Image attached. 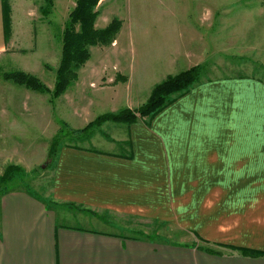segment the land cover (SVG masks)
<instances>
[{"label":"crops","instance_id":"0c3cea01","mask_svg":"<svg viewBox=\"0 0 264 264\" xmlns=\"http://www.w3.org/2000/svg\"><path fill=\"white\" fill-rule=\"evenodd\" d=\"M107 1L100 0L99 14ZM41 5L0 0V61L27 39L34 42V22L45 24ZM118 5L113 2L112 20L123 15ZM215 12L203 13L205 30L184 33L180 45L140 44L137 62L120 20L116 40L93 48L72 87L82 84L77 93L88 94L93 107L88 89L93 93L94 75L105 63L113 72L103 92L112 104L124 98L123 109H132L162 80L141 81L150 67L187 70L220 66L222 55L245 57L248 48L232 41L217 47L228 16ZM107 21H96V27ZM104 52V62L92 61ZM109 57L115 61L108 65ZM26 95L27 113L16 114V95L0 88V176L8 165L29 170L27 159L13 156L31 148L24 143L30 140L26 125L44 123L46 102L40 93ZM25 115L29 118L19 120ZM115 124L123 126L111 143L125 145L126 152H111L105 142L97 149L64 145L48 189L0 191V264H264V79L253 74L206 79L148 122Z\"/></svg>","mask_w":264,"mask_h":264},{"label":"rangeland","instance_id":"374dc122","mask_svg":"<svg viewBox=\"0 0 264 264\" xmlns=\"http://www.w3.org/2000/svg\"><path fill=\"white\" fill-rule=\"evenodd\" d=\"M40 1L42 3V0ZM116 1H119V13L122 12L123 14L118 16L121 21L124 19V22L122 21V30L126 31V35L128 34L125 44L133 48L131 60L134 58L136 62L139 61L141 56L140 44L143 46L157 44L161 46L180 45L184 33L193 29L205 30L203 27L204 22L202 21L203 13H216L215 11L221 10L220 13L223 16L227 15L228 20H223L222 22L220 37L218 30L217 47L221 46L220 43H222L223 47L226 43L227 45L225 46H229V42L232 41L231 45H238L239 48L247 47L248 51L245 57L222 55V60L216 63L220 66H213V62L205 64L202 69L200 82L225 75L253 74L264 79V0H108L101 10L102 14H99L97 18L98 23L102 24L106 19H109V22L112 20L113 14L110 11L113 9V2ZM98 4L97 9L99 7ZM74 5L75 0H55L50 15L44 18L45 24L34 22L35 39L31 43L32 46L28 44L27 39L19 44L20 46L17 45L19 49L16 48L14 54H10L3 61H0V88L2 86L8 88V91H12L16 95L17 100L13 101L14 113L20 114L19 110L21 109L27 113L25 107H23L24 103L26 104V100H24L27 97L26 94L38 95V93L3 80V74L24 71L35 75L47 88L52 90L55 82V71L61 57L62 31L59 30L58 25L63 26ZM189 16L190 20H188ZM109 22L107 21V23ZM27 29H29V26H27ZM204 36L207 35L205 34ZM136 45L137 51L134 53ZM22 49H27V52L21 53L20 50ZM92 50L93 48L90 49V51ZM142 55L148 56V53H143ZM107 57L108 54L106 52L95 53L92 61L104 62V58ZM111 61L114 62L115 60L109 57L106 63L109 65L112 63ZM148 61H151L150 53ZM99 66H102V64H99ZM208 66L209 68H207ZM113 68L118 70L116 67ZM109 69L104 63V66L99 69L100 74L95 70L98 75H94L95 85L93 93L88 89L93 101V107L91 102H86L85 96H88V94L77 93V91L84 89L82 84L71 87L67 94L65 93L66 95L64 94L54 99V101L50 100V94L39 95L45 98L46 102L44 123H31V127L30 124L26 125L25 135L30 140L24 141V143L29 144L31 148L19 149L18 154L13 151L16 154V157L13 156V161L21 159L18 156L24 157L30 163L29 170L25 171L27 169L23 168L25 171L24 177L20 176L18 180H14L9 185L11 188H28L34 191L40 186H44L45 189H48L51 172L55 169L58 154L64 145L96 148L97 144L105 142L103 147L111 152H126L125 145L116 147V145L118 146L117 141L115 142L116 145L111 143V139L116 137V130L123 125L105 121L100 126L93 125L87 131H80L82 129L85 130L88 124L96 122L98 117L104 114H114L125 109L130 112H136L145 103L132 107V109H123L127 101L121 98L120 100H115L112 104L110 99H108V92L104 93L105 89H102L109 82L112 83V81H107L108 74L111 75L113 72H109ZM156 69L155 67L148 68L144 72L141 81L144 83L150 82L151 84L160 79H165L163 77L167 71H177L175 72L177 74L185 70V68H177L175 70H165L167 68ZM97 76L99 77L98 79L96 78ZM81 94H84L83 99ZM73 97L74 99L78 98V102H73ZM102 98L106 99V101L103 102ZM144 99L141 98L139 101H145ZM137 103L141 102L135 101L134 104L136 105ZM80 106H86V108L82 109ZM73 110L78 115L76 122H74V119L77 118V115H74ZM79 110L81 111L78 113ZM84 110L91 112L87 113ZM27 118H29L28 115H25L19 117V120ZM74 131L81 133L76 134ZM101 139L105 141H101ZM52 143H54L51 157L53 161L52 163H47V155ZM36 194L38 195L39 193Z\"/></svg>","mask_w":264,"mask_h":264},{"label":"trees","instance_id":"16d2710c","mask_svg":"<svg viewBox=\"0 0 264 264\" xmlns=\"http://www.w3.org/2000/svg\"><path fill=\"white\" fill-rule=\"evenodd\" d=\"M54 1L42 0L39 11L43 18H47L50 15ZM99 1L75 0V5L63 26L58 25L59 30L62 31L61 57L55 71V82L52 90L47 88L35 75L24 71L4 73L3 80L24 87L26 90L40 94H50L51 101L64 95L78 81L81 68L84 67L91 57L90 49L112 45L121 29V21L116 18L104 28L96 27V21L99 16L97 9ZM202 69L201 65H197L175 75H168L151 89L149 97L138 111L130 112L125 109L114 114H104L98 117L96 122L88 124L85 130L82 129L80 131H87L93 125L100 126L105 121L126 124L140 120L148 122L198 85ZM74 133L81 132L74 131ZM54 143H52L48 151L47 163H52L53 161L51 157ZM24 173L25 171L21 167L8 165L0 176V191L13 189L9 185L14 180H18L20 176L24 177Z\"/></svg>","mask_w":264,"mask_h":264}]
</instances>
